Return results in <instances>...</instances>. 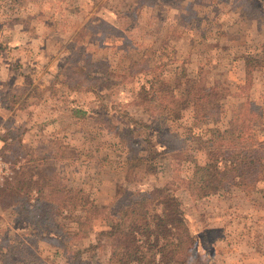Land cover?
<instances>
[{
  "label": "rangeland",
  "instance_id": "rangeland-1",
  "mask_svg": "<svg viewBox=\"0 0 264 264\" xmlns=\"http://www.w3.org/2000/svg\"><path fill=\"white\" fill-rule=\"evenodd\" d=\"M263 45L264 0H0V148L13 172L0 187V264H107L106 218L65 242L85 216L59 210L67 192L103 207L161 189L201 259L171 264H264V181L251 194L192 187L208 161L194 135L225 130L242 104L264 108V53L251 75L245 59ZM254 133L263 143L264 127ZM43 179L64 193L46 187L53 209L38 218L27 190Z\"/></svg>",
  "mask_w": 264,
  "mask_h": 264
},
{
  "label": "trees",
  "instance_id": "trees-1",
  "mask_svg": "<svg viewBox=\"0 0 264 264\" xmlns=\"http://www.w3.org/2000/svg\"><path fill=\"white\" fill-rule=\"evenodd\" d=\"M246 10L244 15L250 19H257L261 15V12L252 6H247ZM262 53H264V45L260 53L246 55L248 75L253 73L254 66L251 62L263 61L260 58ZM200 112L202 113L198 111L197 114ZM258 127H264V108L255 107L254 103L250 102L242 104L238 114L228 123L225 130H216L209 137H198L195 134L194 140L206 150L208 161L197 167L192 187L198 189L201 195L206 194L211 188L228 185L251 194L258 187V183L264 181V142H257L254 133ZM117 135L121 139L127 136L122 132H118ZM129 138L128 135L127 139ZM43 180L45 182V179ZM49 182L50 180L44 184L31 183L28 186L27 193L31 188L36 187L40 194V199L38 197L37 205L34 207L38 218L37 214L41 215L44 208L47 209L45 215L48 217L53 209L50 204L47 208L48 204L41 203L45 201L41 196H45L46 187L51 191L49 195L64 193L57 183ZM18 184L25 185V181ZM159 191L158 197L156 194L151 195L146 192L134 194L129 192L128 197H125L127 201L125 204L99 207L95 204L90 205L84 196L79 199V191L69 190L64 200L65 204H62L59 210L64 211L65 207H68L69 211H75L80 208L85 216L84 220L79 222V232L67 234L64 237L65 242L68 239H70L68 242H71L72 238L75 241L86 238L91 232L93 222L96 219L106 218L111 225L107 234L110 245L107 264H171L191 258L200 261L196 240L189 230L180 201L170 191L164 189ZM134 195L136 197L132 198ZM157 206L160 210L152 211ZM80 233L83 235H79ZM9 251L11 252L12 249L10 248ZM0 252L3 255L2 262H7L10 258L9 253L6 254L2 249Z\"/></svg>",
  "mask_w": 264,
  "mask_h": 264
},
{
  "label": "built area",
  "instance_id": "built-area-1",
  "mask_svg": "<svg viewBox=\"0 0 264 264\" xmlns=\"http://www.w3.org/2000/svg\"><path fill=\"white\" fill-rule=\"evenodd\" d=\"M13 172L11 171V167L9 166V163L4 158L3 154L1 153L0 148V187L3 186V183H5L6 180L11 179V175Z\"/></svg>",
  "mask_w": 264,
  "mask_h": 264
}]
</instances>
